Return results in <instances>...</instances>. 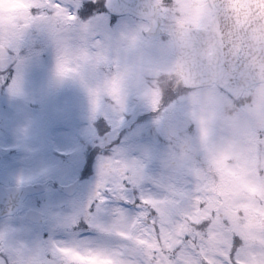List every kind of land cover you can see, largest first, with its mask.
Returning <instances> with one entry per match:
<instances>
[{"label":"rangeland","instance_id":"374dc122","mask_svg":"<svg viewBox=\"0 0 264 264\" xmlns=\"http://www.w3.org/2000/svg\"><path fill=\"white\" fill-rule=\"evenodd\" d=\"M157 1L167 19L206 26L211 17L207 0ZM80 3L0 0V57L12 58L11 75L17 70L23 74V87L13 93L4 85L5 67H0V119L5 129L0 130V143L28 144L38 155H47L51 147L70 155L55 160L42 156L39 164L36 157L24 160L36 164L34 173L49 171L59 179L55 183H67L78 176L79 163L72 153L83 152L85 145L62 141L64 134L74 138L80 132L87 141L98 142L89 120L95 113L113 124L114 133L125 116L123 126L130 127L114 158H98L94 174L85 176L73 195L60 193L52 182L41 197L26 201L27 206L39 205L41 199L43 227H34L20 215L1 219L0 251L8 254L11 264H44L40 244L57 239L67 242L62 260H71L75 249L91 256L88 243L107 238L89 222L101 232L122 227L105 223L108 217L87 220L86 205L95 185L111 184L119 190L126 181L144 200L145 211L137 221L139 243L126 253L111 246L98 248L101 257L81 264H264V84L238 101L217 85L186 90L176 84L167 35L148 39L143 32L146 22L131 16L112 20L108 12L82 21L66 7L78 8ZM26 40L31 46L25 55L20 47ZM61 65L72 70L68 74L73 83L70 91L53 93L51 75ZM111 95L117 105L106 99ZM124 109L128 116L120 114ZM142 110L148 118L132 125ZM41 129L42 135H37ZM96 207L102 214L101 205ZM79 221L87 233L72 230L79 228ZM236 238L242 245L231 257Z\"/></svg>","mask_w":264,"mask_h":264},{"label":"water","instance_id":"95a60500","mask_svg":"<svg viewBox=\"0 0 264 264\" xmlns=\"http://www.w3.org/2000/svg\"><path fill=\"white\" fill-rule=\"evenodd\" d=\"M209 1L213 7L209 28L165 22L155 0H106V5L114 14L130 13L147 19L150 27L146 32L150 35L167 32L172 39L177 69L187 86L216 82L237 98L244 89L264 81V0ZM0 60L2 65L8 61ZM70 81L68 75L54 74L52 86L65 89ZM78 182L59 188L71 195ZM45 184L0 185V215L15 210L25 195L43 190ZM27 216L40 220L41 214L30 210Z\"/></svg>","mask_w":264,"mask_h":264},{"label":"snow or ice","instance_id":"6c2138e0","mask_svg":"<svg viewBox=\"0 0 264 264\" xmlns=\"http://www.w3.org/2000/svg\"><path fill=\"white\" fill-rule=\"evenodd\" d=\"M56 2L58 3L59 0H56ZM66 7L70 13L74 12L80 20H82L81 17H92L96 12L104 13L107 8H111L109 5L105 4V0H81L78 8L74 5H66ZM13 66L14 65L9 64L3 70L4 85H10L9 91L15 93L19 88L23 87V74L18 73L17 70L16 75H11L9 70L13 68ZM69 71L72 70L61 65L57 69V74L60 76H66ZM125 120L126 116L124 117V122L122 123L119 131L115 134L112 123H110V128H105L103 123L98 126L100 129V137H108L111 142L105 143L103 146H98L95 150L89 148L87 152V164L89 167L92 165L93 159L96 157L97 152L102 150V155L104 156H107L111 153V151L114 149L111 147L112 138L114 136L117 138V141L119 140V136L122 135L120 130L124 125ZM123 184L124 187L119 190L114 189L111 184L105 185L103 188H99L95 185V190L90 197L89 203L86 205V218L89 216L99 217L103 221L105 217H108L110 219H108V221L105 223L120 224L122 227L116 231L101 232L96 229L93 223L89 222V227L96 230L103 237H106L107 240L105 242L97 241L95 243H88L87 248L88 252L92 254L91 256L85 255L84 251L80 249H75L74 257L67 261L60 258L62 251L67 246V242H61L60 240L53 239L47 244H40L44 248V264H81L82 261H86L95 257H101L103 252L98 251V248L103 249L106 246H111L123 253H126L136 247V245L139 243L138 237L140 233V228L137 224V221L142 220V214L145 211V209L142 207L144 200L139 197L136 190L132 189L126 181H124ZM97 204H100L103 208L104 211L102 214L98 212L96 207ZM113 204H119L122 206L113 208ZM87 220L89 221L88 218ZM5 231L12 230L5 228ZM28 244L30 247L35 246L30 243ZM0 264H11V260L7 253H0ZM114 264H122V262H114Z\"/></svg>","mask_w":264,"mask_h":264},{"label":"flooded vegetation","instance_id":"af4514ba","mask_svg":"<svg viewBox=\"0 0 264 264\" xmlns=\"http://www.w3.org/2000/svg\"><path fill=\"white\" fill-rule=\"evenodd\" d=\"M7 146H9V144ZM28 150L30 151V148L18 146L14 149H2L0 152L2 154V162H0V181L5 179H12L16 181H58L59 179L55 177V174H50L49 172L34 173V170H32L28 164L24 163V160L32 157V153ZM32 197L33 196L26 197L24 205L27 200H32ZM29 207L30 205H25V207L23 206V209L18 210L15 214L26 218V209Z\"/></svg>","mask_w":264,"mask_h":264}]
</instances>
